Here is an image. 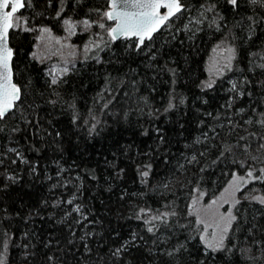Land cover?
Returning a JSON list of instances; mask_svg holds the SVG:
<instances>
[{"label": "trees", "instance_id": "16d2710c", "mask_svg": "<svg viewBox=\"0 0 264 264\" xmlns=\"http://www.w3.org/2000/svg\"><path fill=\"white\" fill-rule=\"evenodd\" d=\"M182 2L188 10L140 50L95 26L77 32L74 64L54 85L33 56L38 29L61 35L64 19L99 20L94 10L107 0H63L60 17L61 0H31L17 14L34 30L10 33L21 99L0 121L3 264H264V204L242 197L218 250L205 248L188 214L197 187L212 196L232 173L252 167L259 176L264 167L251 154L264 135V7ZM205 3L215 5L219 27L190 23ZM221 41L234 63L208 88L207 63ZM252 183L264 193V180ZM141 208L176 215L149 233Z\"/></svg>", "mask_w": 264, "mask_h": 264}, {"label": "snow or ice", "instance_id": "6c2138e0", "mask_svg": "<svg viewBox=\"0 0 264 264\" xmlns=\"http://www.w3.org/2000/svg\"><path fill=\"white\" fill-rule=\"evenodd\" d=\"M228 2L233 5V7H239L238 0H228ZM250 3L257 7H264V0H250ZM49 4H51V0H49ZM26 6L31 7V0H0V121L4 120L14 111L17 102L21 99L20 88L12 82L13 73L11 69V60L13 57V49L8 45V38L10 30H34L28 27L29 20L27 17L17 15V13ZM162 8L166 9L163 13L160 11ZM200 9L199 17H192L190 23L194 22L197 25L203 23L204 20L207 19V13L215 12V5L208 3L206 5H201ZM187 10L188 6L183 3L182 0H107L106 9L101 10L97 8L94 10L99 16V20L85 19L83 21L73 22L71 18H67L63 20V23L66 26V31H68L70 35L76 34L75 29L78 25L82 26L84 30H88L95 26L104 29L111 41H116L120 38L133 41L135 48L140 50L142 46L145 45V40L151 41L153 34L166 26V23L169 22L172 17L184 13ZM62 12L63 0H61L60 10L56 13L57 17H60ZM219 19L223 18L219 17ZM249 19L251 20L252 18L250 17ZM107 22H114V26ZM212 24H216L217 27H219L217 24V17H213L209 26ZM185 27H187V25ZM38 31L40 33L38 39H50L49 28L41 27ZM57 43H59V40ZM92 44L99 48V45L96 44L95 41H93ZM85 50H89L87 45L85 46ZM225 51L227 52V56L225 57L227 62L225 63L224 68L230 70V64L234 57L235 50L228 47ZM33 56L35 57L36 53H33ZM260 67L264 68V64L260 65ZM214 70L217 72L222 71L215 67ZM63 71L66 72L67 69H63ZM49 74L51 75V73ZM51 83L53 85L57 83L55 77L52 79ZM213 83L214 82H206V87L212 88ZM236 89L237 84L233 82L231 90L235 91ZM173 106L174 105L170 102L169 108ZM94 127L95 125H93V129ZM260 147L264 148V144ZM10 151L14 152L18 159H22L21 153L17 149H10ZM193 159H195V157H193ZM252 159L255 160L256 158L253 157ZM15 162L16 161L14 160L13 163ZM146 167L150 169L151 165ZM254 172L255 169L249 167L245 176H239L237 173H232V178L228 182L229 187L241 183L248 184L256 180H264V167L259 169V176L254 175ZM141 175L147 177L149 171H142ZM8 179H14V177L10 176ZM236 190L239 191V188L237 187ZM225 191H228V188H226ZM194 192L196 195L192 198L191 204L189 205L190 211L188 214L196 218L195 223L199 226L200 240L204 243L205 247L217 250L223 245V235L217 239V229L221 228L220 222H218L215 217V212L218 211V209H215L214 211V206L217 205V199H213L209 201L207 205L203 206L204 212L213 213L212 222H209V220L201 216V208L197 207L200 199H202L206 193L202 192L198 187L194 189ZM74 199L75 197L68 200L67 203L70 205L73 204ZM250 199L264 204V196L252 195ZM224 203L227 204L229 201L225 200ZM235 203H239V200L235 201ZM220 207H223V205H220ZM73 211L80 212V206L76 205L73 208ZM139 213L147 217V219L144 220V223L151 225L147 227L149 233L154 232L160 225L167 226L169 217L176 215L174 211H157L156 214H152V209L145 208L139 209ZM234 220H236V216L232 214L231 208H229L227 212L219 215V221L225 222V226L221 229L222 233L228 231V228ZM210 229L211 231H209ZM3 248H7L6 243L3 244ZM120 251L121 249H116L114 255L118 254ZM0 264H3L2 259H0Z\"/></svg>", "mask_w": 264, "mask_h": 264}, {"label": "rangeland", "instance_id": "374dc122", "mask_svg": "<svg viewBox=\"0 0 264 264\" xmlns=\"http://www.w3.org/2000/svg\"><path fill=\"white\" fill-rule=\"evenodd\" d=\"M206 3L203 5H206ZM214 16L217 17L215 12L207 13V19L209 20H212ZM217 20H218V17H217ZM73 22H78V21H73ZM80 31H84V29L82 26L78 25L77 28L75 29V33L80 32ZM39 35L40 33L38 34V37ZM72 36L73 35H70L68 31H66V26H65V31L61 35L55 34L50 30V39L40 40L37 37V42H36L35 50H34V53H36L35 57L40 62L46 64L47 66L46 72L52 79L54 77L58 78L62 76L65 73L63 69H67L68 71L70 67L74 64L75 56L77 55V47L71 41ZM58 40H59V43H57ZM217 46L214 48L215 51L213 49L212 54L207 63V75H208L207 82L215 83L219 77H221L228 71L227 68H224L225 63L227 62L225 59V57L227 56V52L225 50L228 47H231V48L233 47L230 46L225 41H221L220 44ZM234 59H235V52H234V57L231 60L230 68H232L233 66ZM214 67L219 68L222 71L217 72L214 70ZM49 73H51V75ZM230 82L233 83V79H230ZM262 144H264V135L263 136L260 135V137H258L256 145L252 149V153H251L252 157L256 158L254 161H258V162L264 161V148L260 147ZM241 162L243 165L247 164L248 157H243L241 159ZM237 174L239 176H245V174L244 175L240 173H237ZM231 178H232V175L227 181V183L224 185V187L221 188L214 195L208 196V197L204 195L203 198L200 199L197 205V207L201 208V216L209 220V222H212L213 213L204 212L203 206L207 205L209 201L213 199H217V205L214 206V211L215 209H218V211L215 212V217H216V220L220 222L221 228L217 229V239H219L220 236L223 235L222 247L224 246L228 238V235L230 234L233 228V224L235 220L232 221V224L228 228V231L226 233H222L221 229H223V227L225 226V222L219 221V215L227 212L228 209L231 208L232 214L235 215L237 219L238 203H235V201L237 200L240 201L242 197H251L252 195L264 196L260 183L255 184V185L252 182L248 184L241 183L239 185L229 187L228 182L231 180ZM237 187L239 188V191L236 190ZM226 188H228V191H225ZM195 195L196 193H194L193 197ZM225 200H228L229 203L227 204L224 203ZM220 205H223V207H220ZM209 231H211V229ZM208 250H212V249H208Z\"/></svg>", "mask_w": 264, "mask_h": 264}, {"label": "water", "instance_id": "95a60500", "mask_svg": "<svg viewBox=\"0 0 264 264\" xmlns=\"http://www.w3.org/2000/svg\"><path fill=\"white\" fill-rule=\"evenodd\" d=\"M22 10H23V9H21L19 12H21ZM160 11L163 13V12L166 11V9H163V8H162ZM19 12H18V13H19ZM18 13H17V14H18ZM172 18H173V17H172ZM172 18H171V19H172ZM112 26H114V22H112ZM162 28H163V27H162ZM162 28H161V29H162ZM161 29H160V30H161ZM160 30H159V31H160ZM11 31H12V30L9 31L8 45H9L10 48L13 49V57H12V60H11V69H12V73H13V76H12V82H13L14 84H16V85L20 88V90H21V87L15 82V79H14V69H13L14 48L12 47V45H11V43H10V33H11ZM159 31H157V32H159ZM157 32H156V33H157ZM156 33H154L153 36H154Z\"/></svg>", "mask_w": 264, "mask_h": 264}]
</instances>
